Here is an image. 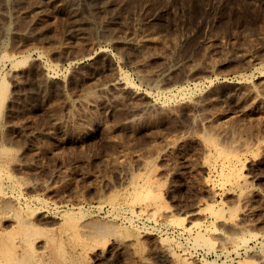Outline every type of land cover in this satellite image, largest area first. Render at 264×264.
I'll return each instance as SVG.
<instances>
[{"label":"rangeland","instance_id":"374dc122","mask_svg":"<svg viewBox=\"0 0 264 264\" xmlns=\"http://www.w3.org/2000/svg\"><path fill=\"white\" fill-rule=\"evenodd\" d=\"M1 80L0 238L264 264V0H0Z\"/></svg>","mask_w":264,"mask_h":264},{"label":"bare ground","instance_id":"6f19581e","mask_svg":"<svg viewBox=\"0 0 264 264\" xmlns=\"http://www.w3.org/2000/svg\"><path fill=\"white\" fill-rule=\"evenodd\" d=\"M8 93V84L4 81H0V99H4ZM214 144V142H213ZM246 181V180H245ZM243 182V181H242ZM150 183V182H149ZM239 184V183H238ZM243 184V183H242ZM143 189V188H142ZM152 189V188H151ZM145 190V189H143ZM149 190V189H148ZM149 190L148 192H150ZM153 191V190H152ZM150 194V193H148ZM152 194V193H151ZM157 194V192H156ZM141 195V193H140ZM147 196V193L146 195ZM152 196V195H151ZM157 196V195H156ZM160 199V195L158 196ZM139 198H141L139 196ZM148 198V197H147ZM157 198V197H156ZM149 200V199H148ZM155 201V200H154ZM160 201V200H159ZM115 205V204H114ZM18 219V217L16 216ZM23 223V222H22ZM20 224V223H19ZM24 224V223H23ZM29 224V223H26ZM36 225V224H35ZM8 232V231H7ZM6 232V233H7ZM38 232V230L36 231ZM34 232V233H36ZM2 233V232H1ZM0 233V235H2ZM4 233V232H3ZM23 233V232H22ZM32 233V234H34ZM41 235V234H40ZM43 235V234H42ZM31 237V236H30ZM49 234L48 240L45 243L44 251H38L37 249L30 247L26 250L19 251L12 242L11 239L0 238V257L5 259L6 264H44L47 260L44 257L46 251H51L54 256L61 255L63 250V245L58 242L55 238H52ZM25 238V237H24ZM29 240V239H28ZM24 243V242H23ZM32 246V245H30ZM63 257V256H62ZM45 258V259H44ZM64 258V257H63ZM73 260V259H72ZM77 260V259H76ZM63 261V260H62ZM68 261L67 258L64 259L65 264ZM76 263V262H75ZM79 263V262H78ZM69 264V263H68ZM71 264V263H70Z\"/></svg>","mask_w":264,"mask_h":264}]
</instances>
